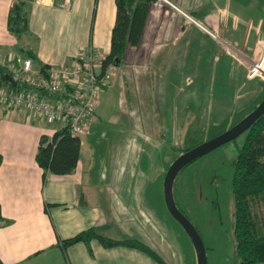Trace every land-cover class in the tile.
I'll return each instance as SVG.
<instances>
[{
    "label": "rangeland",
    "instance_id": "374dc122",
    "mask_svg": "<svg viewBox=\"0 0 264 264\" xmlns=\"http://www.w3.org/2000/svg\"><path fill=\"white\" fill-rule=\"evenodd\" d=\"M75 6L76 2L73 12L61 10L53 14L43 3L30 2L25 9L29 17L28 29L20 36L30 47L42 52L77 50L81 42L86 46L94 32V0H81L80 8L75 9ZM182 6L185 10L191 8L196 22L214 35L198 25L190 28L189 35L194 39L190 56L196 61L195 76L177 75L178 67H175L174 74L167 77V81H171L163 82L158 91H144L142 87L136 90L130 82L127 90L119 94L113 88L109 92L110 100L95 116L88 133L79 136L82 142L79 160L85 167L107 158L111 149L115 151L111 156L114 161L113 155L125 144L124 159L141 165L147 182L143 203L153 207L147 214L140 213L139 220L113 221L103 217L95 221L93 227L108 237L139 239L167 264H197L191 240L164 204L163 181L169 165L183 151L202 142L205 128L208 138L216 136L248 115L264 96V75L248 80L237 61H231L225 54L246 45L244 52L260 58L258 44L264 46V0H184ZM53 16L57 22L50 26L48 21ZM182 61L178 60V65ZM223 66L225 74L230 67L234 73L229 92L225 85L227 75L222 85ZM119 71H123V67L120 66ZM188 78L194 82L188 84ZM220 85L224 88L221 93L218 92ZM137 94L140 98L147 97L140 109L141 114L144 113L143 128L138 131L144 129L149 135L147 150L140 156V152L130 154L135 148V138L137 142L142 138L143 144V137L131 132L140 126L134 115L139 110ZM43 124L49 131L56 127V124ZM244 138L245 134H241L196 159L183 168L175 180L176 203L199 232L207 264H242L235 253L231 179ZM253 210L264 221V201L255 203ZM52 213L55 218V210ZM77 247L78 262L90 261L85 247L82 244ZM91 247L93 251H103L97 240L92 241ZM100 253L97 252V262L100 259L106 264H137L123 257H102ZM68 259L70 264H75L71 253Z\"/></svg>",
    "mask_w": 264,
    "mask_h": 264
},
{
    "label": "crops",
    "instance_id": "0c3cea01",
    "mask_svg": "<svg viewBox=\"0 0 264 264\" xmlns=\"http://www.w3.org/2000/svg\"><path fill=\"white\" fill-rule=\"evenodd\" d=\"M168 1L194 17V11L191 8L187 10L183 8L184 0ZM17 2H23L25 9L30 2H40L55 14L61 10L73 12L74 3L76 2L75 9L76 7L78 9L81 0H71L69 9L61 6L62 0H0V58L23 59L26 54L22 49L31 50L35 55L34 66L40 68L43 65L70 64L79 57L83 49L89 47L98 54L100 59L108 54L110 33L115 21L114 0H94V32L86 46H83L81 42L77 50L76 48L67 49L58 53H55L54 49L42 52L38 48L30 47L24 37L14 36L8 30V13L11 6ZM56 22L54 16L48 21L50 26L55 25ZM28 25L27 15V29ZM215 25L211 24L213 27ZM192 26H194L193 23L169 4L163 0H156L148 10L138 43L128 46L125 60L118 66V74L115 75L111 85L103 89L93 122L95 116L102 110V106L110 100L109 92L113 88L119 94L127 90V84L130 82L136 90L142 87L144 91L148 89L158 91L163 82L171 81H167V77L173 75L177 67V75L194 77L196 61L193 55L190 56L194 39L189 35ZM96 27H98L97 32ZM20 42L24 44L20 45ZM242 47L245 49L246 45ZM243 49L233 48L232 53L225 54L231 61L236 60L238 66L247 75L249 66L259 58L256 54H247ZM101 50L106 51V54ZM178 60H183L181 65H178ZM217 61L218 58L215 57L216 65ZM120 66L123 67L121 72ZM233 74L231 67L225 74L223 66L222 85L227 75L225 85L228 86V92L231 89ZM187 81L190 84L194 82V79L188 78ZM222 85L218 89L219 93L224 90ZM145 98L147 97L140 98L137 94L139 110L134 112V115L140 126L131 131L139 138L143 137V144L142 138L139 142L135 138V148L130 150V154L140 152L139 156L142 151L146 152L149 137L144 129L138 131L143 128L141 124H143L144 113L141 114V110ZM43 122L50 123L30 116L25 109H8L0 106V154L2 155L0 209L3 217L0 224V264H70L69 253L74 257L75 264H82L77 259L79 244L85 247L91 258L90 261L84 260L83 264H106L100 259L96 261L97 252H101L102 257L109 255L123 257L129 263L134 260L137 264H157L136 249L123 246L106 248L97 239H92L90 242L92 254L81 242L69 245L63 253L59 245L60 240L93 227L95 221L103 217L113 221L139 220L140 213L147 214L150 208L153 210V207L148 206L147 202L143 203L147 182L143 177L142 166L129 163L124 159L125 154L122 155V153L125 152V144H122L117 154L113 155L114 161H111L114 151L111 149L107 158L92 162L90 167H85L79 160L74 171L69 174L47 173L43 177V170L35 159L39 139L42 135L50 137L59 128L57 123H50L56 124V127L49 131L44 127ZM187 123L188 121L184 125ZM205 130L201 141L209 139ZM128 139H130L129 135ZM81 145L80 140V148ZM128 146L131 147V144ZM126 151H129L127 147ZM52 210H55V218ZM93 240L98 241L103 251H93L91 247Z\"/></svg>",
    "mask_w": 264,
    "mask_h": 264
},
{
    "label": "trees",
    "instance_id": "16d2710c",
    "mask_svg": "<svg viewBox=\"0 0 264 264\" xmlns=\"http://www.w3.org/2000/svg\"><path fill=\"white\" fill-rule=\"evenodd\" d=\"M155 1L114 0L115 21L110 33L109 52L101 62L102 69H105L109 64L119 66L125 60L128 46L138 43L148 10ZM7 27L17 37L26 32L27 14L23 2H17L11 6ZM22 50L26 54L25 58L35 60V55L31 50ZM45 67L47 66L43 65L41 68ZM6 74L8 73L0 67V86L13 88L6 81ZM242 134H245V138L239 148L231 179L234 202L235 253L242 264H264V221L253 210L255 203L264 201V113ZM79 156L80 138L70 135L67 129L61 126L50 137L47 135L40 137L35 159L38 166L42 168L43 177H45L47 173L65 175L73 172L79 161ZM1 163L2 155L0 154V165ZM173 192L175 198V184ZM2 220L0 209V224ZM92 239H97L106 248L123 246L136 249L146 254L157 264H167L155 250L139 239L108 238L94 227H88L71 237L61 239L59 245L65 253L69 245L81 242L92 254L90 248Z\"/></svg>",
    "mask_w": 264,
    "mask_h": 264
},
{
    "label": "built area",
    "instance_id": "2783aa9c",
    "mask_svg": "<svg viewBox=\"0 0 264 264\" xmlns=\"http://www.w3.org/2000/svg\"><path fill=\"white\" fill-rule=\"evenodd\" d=\"M194 25L214 36L196 20L172 4L163 0ZM71 0H62L61 6L69 9ZM261 56L253 62L247 78L264 75V46L258 44ZM98 54L91 48L83 49L70 64L36 68L31 58L18 60L0 58L3 68L15 81L13 88L0 86V106L21 108L30 116L60 124L72 136L87 134L100 101L101 92L111 85L118 66L109 64L101 68Z\"/></svg>",
    "mask_w": 264,
    "mask_h": 264
},
{
    "label": "water",
    "instance_id": "95a60500",
    "mask_svg": "<svg viewBox=\"0 0 264 264\" xmlns=\"http://www.w3.org/2000/svg\"><path fill=\"white\" fill-rule=\"evenodd\" d=\"M7 82L11 86L16 83L9 75H5ZM264 113V96L258 105L243 119L226 129L225 131L213 136L196 146L183 151L172 163L169 165L163 181L164 203L170 215L182 226L189 239L191 240L195 253L197 264H207L206 249L201 236L189 218L178 208L175 198L173 187L179 172L191 162L206 155L207 153L215 150L219 146L234 140L261 115Z\"/></svg>",
    "mask_w": 264,
    "mask_h": 264
},
{
    "label": "flooded vegetation",
    "instance_id": "af4514ba",
    "mask_svg": "<svg viewBox=\"0 0 264 264\" xmlns=\"http://www.w3.org/2000/svg\"><path fill=\"white\" fill-rule=\"evenodd\" d=\"M231 127V126H230Z\"/></svg>",
    "mask_w": 264,
    "mask_h": 264
}]
</instances>
